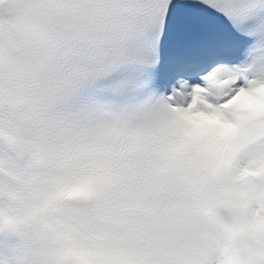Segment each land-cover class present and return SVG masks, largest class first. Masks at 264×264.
<instances>
[{
    "label": "clouds",
    "instance_id": "clouds-1",
    "mask_svg": "<svg viewBox=\"0 0 264 264\" xmlns=\"http://www.w3.org/2000/svg\"><path fill=\"white\" fill-rule=\"evenodd\" d=\"M229 79L94 120L76 161L44 153L5 106L0 236L25 246L16 264H264V73L234 94ZM97 155L124 167L91 175ZM96 188L103 211L84 195Z\"/></svg>",
    "mask_w": 264,
    "mask_h": 264
},
{
    "label": "snow or ice",
    "instance_id": "snow-or-ice-1",
    "mask_svg": "<svg viewBox=\"0 0 264 264\" xmlns=\"http://www.w3.org/2000/svg\"><path fill=\"white\" fill-rule=\"evenodd\" d=\"M7 3L0 114L22 107L41 150L69 161L85 154L88 126L98 118L147 114L161 97L190 92L216 73L228 75L232 94L264 73V0ZM124 163L97 155L86 171L107 176ZM84 195L105 210L102 190Z\"/></svg>",
    "mask_w": 264,
    "mask_h": 264
}]
</instances>
